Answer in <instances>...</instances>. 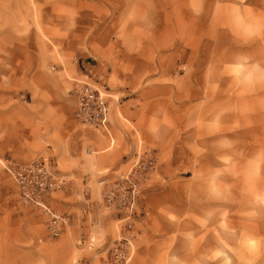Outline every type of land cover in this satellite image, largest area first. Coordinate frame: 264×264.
I'll return each mask as SVG.
<instances>
[{
    "label": "rangeland",
    "instance_id": "374dc122",
    "mask_svg": "<svg viewBox=\"0 0 264 264\" xmlns=\"http://www.w3.org/2000/svg\"><path fill=\"white\" fill-rule=\"evenodd\" d=\"M85 82L109 131L76 119ZM68 119L129 149L86 244L58 202ZM33 160L65 180L59 237L7 170ZM123 237L130 264H264V0H0V264H108Z\"/></svg>",
    "mask_w": 264,
    "mask_h": 264
},
{
    "label": "crops",
    "instance_id": "0c3cea01",
    "mask_svg": "<svg viewBox=\"0 0 264 264\" xmlns=\"http://www.w3.org/2000/svg\"><path fill=\"white\" fill-rule=\"evenodd\" d=\"M57 123L60 127L59 136L64 134L67 139L66 144L54 152V159L58 163L57 167L61 168V173L68 179V185L58 202L68 214L70 228L74 230L75 237L86 244L92 239L98 223L95 216L87 214L100 197L95 179H100L109 169H119L126 156L125 151L129 149L124 144L125 139L122 147L106 153V150L101 151L106 144L101 145L96 139L90 138V131L78 129L79 124L75 120H58ZM59 136L52 134V139ZM127 140L130 142V137ZM99 151L101 152L98 153ZM82 204L85 206L84 214L79 212Z\"/></svg>",
    "mask_w": 264,
    "mask_h": 264
},
{
    "label": "built area",
    "instance_id": "2783aa9c",
    "mask_svg": "<svg viewBox=\"0 0 264 264\" xmlns=\"http://www.w3.org/2000/svg\"><path fill=\"white\" fill-rule=\"evenodd\" d=\"M76 98V119L96 130L109 131L111 111L103 93L93 84L85 82L76 89ZM7 170L15 179L22 197L42 207L49 216L51 236L59 237L64 231L65 219L47 204L46 197L62 190L65 180L55 174L45 160L10 162ZM132 257V241L123 237L110 247L108 264H130Z\"/></svg>",
    "mask_w": 264,
    "mask_h": 264
},
{
    "label": "bare ground",
    "instance_id": "6f19581e",
    "mask_svg": "<svg viewBox=\"0 0 264 264\" xmlns=\"http://www.w3.org/2000/svg\"><path fill=\"white\" fill-rule=\"evenodd\" d=\"M16 182V181H15ZM17 184V183H16ZM20 194H21V191H20ZM22 196V195H21ZM23 198V197H22ZM24 199V198H23ZM25 200V199H24ZM26 201V200H25ZM27 202V201H26ZM29 203H31V202H29ZM50 206V205H49ZM51 207V206H50ZM43 209V208H42ZM44 211V210H43ZM45 213V212H44ZM57 213H59V212H57ZM60 214V213H59ZM47 217H48V223H47V230H48V232H49V216L47 215V214H45ZM62 215V214H61ZM63 216V215H62ZM64 217V216H63ZM65 218V217H64ZM49 234H50V232H49ZM51 235V234H50ZM53 237V236H52Z\"/></svg>",
    "mask_w": 264,
    "mask_h": 264
}]
</instances>
